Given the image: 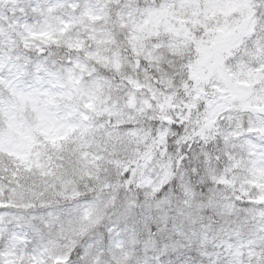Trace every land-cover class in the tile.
I'll list each match as a JSON object with an SVG mask.
<instances>
[{"label":"snow or ice","instance_id":"obj_1","mask_svg":"<svg viewBox=\"0 0 264 264\" xmlns=\"http://www.w3.org/2000/svg\"><path fill=\"white\" fill-rule=\"evenodd\" d=\"M0 264H264V0H0Z\"/></svg>","mask_w":264,"mask_h":264}]
</instances>
